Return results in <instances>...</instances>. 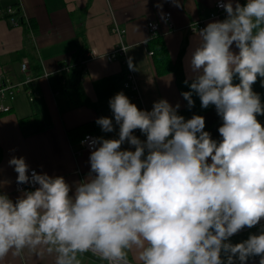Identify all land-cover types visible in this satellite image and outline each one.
<instances>
[{
	"label": "clouds",
	"instance_id": "clouds-1",
	"mask_svg": "<svg viewBox=\"0 0 264 264\" xmlns=\"http://www.w3.org/2000/svg\"><path fill=\"white\" fill-rule=\"evenodd\" d=\"M181 7V0H171ZM223 20L195 31L187 54L191 110L194 94L222 120L221 139L201 115L185 119L167 99L141 110L123 92L109 100L112 117L95 123L118 138H86L87 176L31 170L24 157L9 167L15 200L0 190V259L23 250L47 253L54 264H81L91 253L108 264H264V0H217ZM162 8V5H158ZM130 70H135L129 58ZM146 139L142 140L135 131ZM129 145L125 148L124 145ZM0 181V189L3 186ZM258 233L233 243L244 229Z\"/></svg>",
	"mask_w": 264,
	"mask_h": 264
},
{
	"label": "crops",
	"instance_id": "crops-1",
	"mask_svg": "<svg viewBox=\"0 0 264 264\" xmlns=\"http://www.w3.org/2000/svg\"><path fill=\"white\" fill-rule=\"evenodd\" d=\"M216 2L181 0L182 6L175 7L171 0H0V75L10 80L16 89L13 100L0 98V106L10 107L6 112L0 110V181L4 182L0 190L13 200L21 195L14 189L17 173L8 164L11 157L16 156L26 158L30 170L63 176L74 191V182L84 179L90 170V152L77 154L80 136L74 133L71 136L70 130L91 123L95 129L92 133L98 137L118 138V126L115 132L102 133L95 121L101 116L112 117L109 100L119 92L143 110L150 111L153 103L160 99H167L173 106L179 103L178 114L189 119L174 74L155 72L149 42L161 38L170 61L181 58L187 79V54L195 35L188 26L202 20L205 26L223 20L210 17ZM15 6L20 9L18 17L12 16ZM9 8L14 11L12 14L7 13ZM166 13H171L173 25L164 20ZM11 19L19 25H14ZM150 22L159 25L154 38L150 37ZM115 23L124 31L122 42L127 47L128 61L131 57L135 65L132 71L138 84V96L124 87L127 66L123 58L113 61L106 58L120 46L119 36L112 32ZM93 51L97 56L89 59ZM32 56L37 59L39 68L30 63ZM24 58L29 59V71L35 79L31 87L32 102L27 94L29 85H24L27 76L21 70ZM62 65L66 69L82 68V86L89 104L73 107L66 96L53 89L52 77ZM253 90L264 103V87L259 79ZM203 117L205 131L210 132L213 139H221L218 128L222 120L215 107ZM258 120L264 124V116H258ZM134 134L146 139L140 131ZM261 224L264 225V221ZM259 228L260 225L246 228L231 240L241 242L250 234L258 233ZM79 259L81 264H106L91 253ZM128 259L139 264L135 252H129ZM0 264H54V257L26 249L16 255L10 252L0 259Z\"/></svg>",
	"mask_w": 264,
	"mask_h": 264
},
{
	"label": "trees",
	"instance_id": "trees-1",
	"mask_svg": "<svg viewBox=\"0 0 264 264\" xmlns=\"http://www.w3.org/2000/svg\"><path fill=\"white\" fill-rule=\"evenodd\" d=\"M16 7V12L14 13L15 17H18L20 14V9L18 6ZM10 17L11 15H6ZM24 21V20H23ZM22 24H25L24 22ZM149 48L153 51V64L155 72L158 75L172 73L175 76L176 85L180 92L189 91L190 88L185 84L186 77L183 72L182 68V60L179 57L175 62H171L168 56V50L166 47L165 42L156 37L149 42ZM30 63L39 68V64L35 57H31ZM64 65L61 66L59 71L52 77V87L55 91L60 92L64 96H66L69 100V104L73 107L80 106V105H87L89 104V99L85 95L83 86H82V68L80 66L76 67H69V69L62 68ZM38 74V73H37ZM193 99L195 101V106L189 110L187 107V101L184 99L185 109L188 113L189 119L192 118L193 115H201L203 116L208 111L214 108V106H210L207 109L201 107V101L198 96L194 94ZM94 127L91 123H85L75 127L74 129L70 130L71 136L72 134H76L80 136L78 142L85 136L87 133L94 132ZM139 131V130H136ZM135 131V132H136Z\"/></svg>",
	"mask_w": 264,
	"mask_h": 264
},
{
	"label": "built area",
	"instance_id": "built-area-1",
	"mask_svg": "<svg viewBox=\"0 0 264 264\" xmlns=\"http://www.w3.org/2000/svg\"><path fill=\"white\" fill-rule=\"evenodd\" d=\"M14 11L12 9H8L7 13L8 14H12ZM226 16V13L224 12V10L220 7L217 6V2L215 4V11L211 13L210 17L211 18H216V19H224ZM164 20L173 25V21H172V15L171 13H166ZM12 23L14 25H19L18 22H16L14 19H11ZM205 20H202L200 23H192L188 26V30L191 33H194L195 31H198L201 28L205 27ZM159 29V25L156 22H150L149 23V31H150V37L154 38L157 36V32ZM112 32L116 35L119 36L120 38V46L117 47L115 50H113L112 52H110L109 54L106 55V58L109 61H113L114 59H116L117 57L123 58V63L127 66V70L125 72V83H124V87L130 89L131 91H133L135 93V96H138V84L135 78V75L133 73L132 70H130L129 68V63H128V57H127V47L124 45V43L122 42V37L124 35V31L121 30L118 25L115 23L113 28H112ZM149 55H153V52L151 51L149 53ZM97 54L95 51L92 52V54H89V59L90 58H94L96 57ZM29 59L28 58H24L22 60L21 63V70L23 73L26 74V81L24 82V85H29V88L27 90V94H28V99L30 102L34 101V91L31 89L35 79L33 78V76L30 74L29 71ZM65 69V68H64ZM16 94V89H15V85L10 82V80H8L3 74L0 75V98L4 101L6 99L9 100H13V98L15 97ZM0 110L1 111H9L10 107L7 105L2 104L0 106ZM143 110V109H141ZM94 137H98L96 134L93 133H87L85 134V136L83 137L82 141H85L86 138H94ZM80 142V149L77 151V154H81L83 152H90V149L88 147V142H85L84 144H82ZM31 170H35L36 172H38L36 169H31ZM31 170L29 171V175H31ZM30 185H18L16 183V181L14 182V189L16 192H20L18 191V189H30ZM95 256V255H94ZM97 257V256H96ZM106 264H108L107 261H105ZM129 264H137L134 263L132 261L129 260ZM249 264H259V257H256L254 260H250Z\"/></svg>",
	"mask_w": 264,
	"mask_h": 264
},
{
	"label": "rangeland",
	"instance_id": "rangeland-1",
	"mask_svg": "<svg viewBox=\"0 0 264 264\" xmlns=\"http://www.w3.org/2000/svg\"><path fill=\"white\" fill-rule=\"evenodd\" d=\"M103 133V132H102Z\"/></svg>",
	"mask_w": 264,
	"mask_h": 264
}]
</instances>
